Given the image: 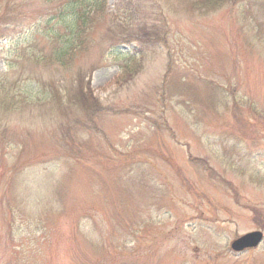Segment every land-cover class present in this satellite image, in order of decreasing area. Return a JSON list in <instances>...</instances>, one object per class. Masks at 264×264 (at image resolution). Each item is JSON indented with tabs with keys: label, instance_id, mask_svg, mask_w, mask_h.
<instances>
[{
	"label": "rangeland",
	"instance_id": "374dc122",
	"mask_svg": "<svg viewBox=\"0 0 264 264\" xmlns=\"http://www.w3.org/2000/svg\"><path fill=\"white\" fill-rule=\"evenodd\" d=\"M56 2L0 0V264H264L229 249L264 233V0H105L64 66ZM78 71L94 111L49 94Z\"/></svg>",
	"mask_w": 264,
	"mask_h": 264
},
{
	"label": "trees",
	"instance_id": "16d2710c",
	"mask_svg": "<svg viewBox=\"0 0 264 264\" xmlns=\"http://www.w3.org/2000/svg\"><path fill=\"white\" fill-rule=\"evenodd\" d=\"M57 2L53 4L50 10H53L52 13L57 17V9L63 10L60 12V15L66 13V8H68L72 13L71 23H67L64 27L67 29L65 35H59L56 31H53L49 35L50 41L54 40L52 44V49L50 53L47 54V61L57 60L60 62L61 66H64V63L69 62L72 58L81 50H84L89 43V25L95 19L97 14L102 12L103 5L105 0H56ZM226 0H192L191 4L193 7H197L203 10H209L214 7L221 5ZM128 2V0H127ZM57 12V13H56ZM64 24V23H63ZM146 39L154 38V35L157 34L155 30H149L148 33L144 36L142 31L140 35ZM59 43H55V41ZM126 42V41H125ZM118 59L124 60L121 64V68L130 69L131 72H135L139 69L140 66H136V61L138 58L137 54L129 55L124 51L118 53ZM131 66V67H130ZM89 72L78 71L76 73L75 84L73 87H66L64 85H57L54 82L49 83V94L53 99H58V108L63 103L68 105H76L81 110L94 111L97 108H100L101 105L99 101L95 100L90 93V86L88 80L85 81V77L88 79ZM50 97V98H51ZM63 99V100H60ZM56 107V106H55Z\"/></svg>",
	"mask_w": 264,
	"mask_h": 264
},
{
	"label": "water",
	"instance_id": "95a60500",
	"mask_svg": "<svg viewBox=\"0 0 264 264\" xmlns=\"http://www.w3.org/2000/svg\"><path fill=\"white\" fill-rule=\"evenodd\" d=\"M262 232L255 230L247 232L230 242V249L235 252H240L248 248L256 247L262 240Z\"/></svg>",
	"mask_w": 264,
	"mask_h": 264
}]
</instances>
